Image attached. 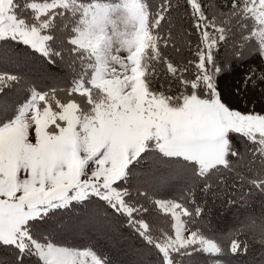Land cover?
<instances>
[{
    "label": "snow or ice",
    "instance_id": "6c2138e0",
    "mask_svg": "<svg viewBox=\"0 0 264 264\" xmlns=\"http://www.w3.org/2000/svg\"><path fill=\"white\" fill-rule=\"evenodd\" d=\"M0 4V40L21 41L73 70L70 83L47 90L0 72V91L22 84L30 93L21 104L0 99V244L18 250V264H108L91 250L53 243L40 223L50 210L94 196L126 217L159 264H203L201 255L223 264L212 259L224 244L200 196L223 171L264 192V110L232 107L217 76L253 60L243 83L264 84V0ZM230 133L251 148L237 152ZM143 161L153 165L151 178L134 200L125 184L139 173L129 166ZM177 180L181 194L159 198ZM99 216L118 231L107 213ZM240 233L264 241V221L247 217L228 237L232 253L248 250Z\"/></svg>",
    "mask_w": 264,
    "mask_h": 264
},
{
    "label": "trees",
    "instance_id": "16d2710c",
    "mask_svg": "<svg viewBox=\"0 0 264 264\" xmlns=\"http://www.w3.org/2000/svg\"><path fill=\"white\" fill-rule=\"evenodd\" d=\"M223 53L224 49L221 47L218 58L222 57ZM255 63L257 62L253 60L233 62L230 70L217 76V87L224 99L232 107L241 111L264 110V95L261 94V87H264V84L258 82V85L253 87L251 84L245 86L243 83L249 67ZM76 70H79L78 64ZM0 72L26 77L36 85L38 90L68 84L73 74L72 68L66 61L57 58L53 63L37 50L21 41L11 39L0 40ZM28 95L30 93L23 90L22 84H13L0 91V99H7L15 104L23 103ZM229 138L237 152L244 153L251 148V143L240 134L230 133ZM248 155L250 156L251 153L248 152ZM152 167L153 165L148 161L133 162L129 166L130 172L139 173V175L129 176L125 184L133 190L132 199H136L134 189L137 186L142 189L147 187V182L140 180V173H149ZM246 174L252 177L254 172L248 171ZM220 176H223V182L219 179ZM210 179L213 181L214 188L207 196L201 195L200 198L207 200L206 208L211 210L209 227L224 244V254L212 259L221 260L223 264H264V250L259 245L250 244L246 252L232 253L228 239L230 234L242 226L247 217L255 218L257 223L264 221V192L247 182L241 186L234 175L227 171L217 173ZM181 192L182 181L177 180L159 192L158 196L159 198H175ZM242 196L246 198L244 201L241 200ZM229 201H235V203H229ZM141 202L146 203L142 200ZM101 212L107 213L103 219H111L118 226V231H113L104 224L99 216ZM86 217H96L99 222L93 234H89L87 226L80 223ZM40 223L44 225L46 235L50 237L51 234L53 235L52 241L64 242L66 245L82 250L90 249L106 258L108 264H159L156 250L127 223L126 217L115 213L105 201L97 197L58 210H50L48 216L44 217ZM81 225L85 234L88 233V235L79 238L69 234ZM36 235H39V231ZM249 236L240 233L238 238L247 241ZM18 256V250L0 244V264H18ZM24 259L32 260L28 256ZM197 259L203 264H210L207 256L201 255Z\"/></svg>",
    "mask_w": 264,
    "mask_h": 264
},
{
    "label": "rangeland",
    "instance_id": "374dc122",
    "mask_svg": "<svg viewBox=\"0 0 264 264\" xmlns=\"http://www.w3.org/2000/svg\"><path fill=\"white\" fill-rule=\"evenodd\" d=\"M3 10V5L2 4H0V11H2ZM0 19H2V17H0ZM61 21H60V19L58 18L57 19V27H60V25H61ZM150 173V172H149ZM148 172H141L140 173V180H143V181H145V182H148L149 181V179L151 178L150 177V174H149ZM94 197V196H93ZM92 198V197H91ZM165 199H172V198H165ZM86 201V200H85ZM77 203H79V202H77V201H73L70 205H76ZM61 208H64V207H58V208H56V209H52V210H58V209H61ZM80 221V220H79ZM98 220H97V218L96 217H86L83 221H81L80 223H84V225L85 226H87V232L89 233V234H93L92 232H95V227L97 228L98 226H97V224L99 223V222H97ZM86 231V230H85ZM88 233L87 234H85V232H84V229H83V227H82V225H81V227L80 228H75V231H72L71 233H69V234H72V235H76V237H82V236H84V235H88ZM53 237V235L51 234V237L50 238H52ZM59 241V240H58ZM53 243H55V244H57L58 246H60V247H64V248H68V249H72V250H76V251H85V250H82V249H78V248H75V247H72V246H69V245H66L64 242H54L53 241ZM64 243V244H63ZM88 250H90V249H88ZM92 251V250H91Z\"/></svg>",
    "mask_w": 264,
    "mask_h": 264
},
{
    "label": "clouds",
    "instance_id": "9594fccd",
    "mask_svg": "<svg viewBox=\"0 0 264 264\" xmlns=\"http://www.w3.org/2000/svg\"><path fill=\"white\" fill-rule=\"evenodd\" d=\"M250 244L259 245L262 250H264V241H262L259 238H254L251 235L249 236L247 240V248L250 246Z\"/></svg>",
    "mask_w": 264,
    "mask_h": 264
}]
</instances>
